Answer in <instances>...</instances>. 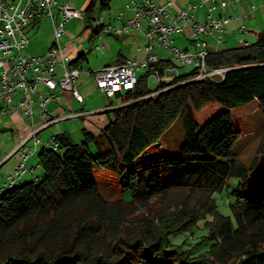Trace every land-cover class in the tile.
<instances>
[{"label":"trees","instance_id":"trees-1","mask_svg":"<svg viewBox=\"0 0 264 264\" xmlns=\"http://www.w3.org/2000/svg\"><path fill=\"white\" fill-rule=\"evenodd\" d=\"M110 3L89 0L88 22ZM250 42L211 52V67L229 68L221 79L187 81L192 68L152 90L148 65L134 90L114 96L122 105L99 133L83 128V144L64 132L56 146L40 145L41 174L0 187V264H264V137L250 163L233 152L232 111L257 100L264 116V31ZM71 64L80 67L78 56ZM168 64L178 68L170 58L157 68ZM178 119V155L149 159ZM96 168L117 175L132 199L105 200ZM185 188L208 197L174 203ZM224 193L231 215L219 209Z\"/></svg>","mask_w":264,"mask_h":264},{"label":"built area","instance_id":"built-area-1","mask_svg":"<svg viewBox=\"0 0 264 264\" xmlns=\"http://www.w3.org/2000/svg\"><path fill=\"white\" fill-rule=\"evenodd\" d=\"M242 1L231 0L233 3ZM179 3H183V7L175 10ZM228 3V0H163L159 3L153 0H133L115 15V19L122 21V25L104 24L102 17L95 19L94 26L98 28L99 40L95 46L97 51L103 53L106 49L103 31L123 35L131 29L143 34L144 50L147 51L144 59L129 58L122 63L94 70L92 74L98 88L108 98L134 90L139 70L148 65L155 66L147 77L148 87L151 76L155 78V88L165 80L176 78L179 75L176 66L168 64L162 70L157 68L163 60L155 53L156 44L169 50L171 60L194 69L187 81L223 78L229 68L211 67L208 64L209 55L216 50L209 47L204 36L213 35L216 43L222 44L233 17L229 13L217 16L215 11L220 7H227ZM202 7L208 10L205 22L198 21L196 16L197 10ZM47 17L51 18L53 24L52 44L44 54L25 56L23 51L30 43L29 31ZM81 17L83 15L80 10L61 0H0V111L3 115L26 114L32 118L36 98L42 108L41 119L44 126L86 114L82 112L60 117L47 109L50 103L58 102L65 92H70L78 102L84 101L76 83L83 71L89 69L72 65V59L59 45L60 37L66 33V23ZM245 27L242 25L240 31L244 32ZM187 32L185 39L191 42L192 47L181 48L175 45L176 37ZM239 41L243 46L251 44L245 38ZM41 86L46 88V92L41 91ZM156 93L153 91L151 95ZM39 133L40 129L32 127L26 140L19 146V162L9 174L4 188L13 186L29 172L27 162L40 145H57L53 137L43 142ZM31 140V145L27 144Z\"/></svg>","mask_w":264,"mask_h":264},{"label":"rangeland","instance_id":"rangeland-1","mask_svg":"<svg viewBox=\"0 0 264 264\" xmlns=\"http://www.w3.org/2000/svg\"><path fill=\"white\" fill-rule=\"evenodd\" d=\"M61 1H68L71 6L76 7L78 10L81 11L83 17L81 18H73L69 20L70 22L66 23L65 31L66 33L60 37V42L62 45H67L72 43L73 40L78 44L79 39H82L84 32H90L92 34V27L89 26L88 31L85 30V26L89 24L86 19V6L89 0H61ZM133 0H111L110 7L107 9H102L99 5L96 6L93 14L90 16L92 19H96L98 17H102L105 23L109 22L110 17H114L117 15L120 9L125 8V5ZM94 26V24H93ZM88 34V33H87ZM188 34V32L186 33ZM29 44L27 48L23 51V54L27 57H30L34 54H37L39 47L46 43V39L49 40V37L53 38V24L51 18L47 17L43 21L39 23V28L31 29L29 31ZM89 36L83 39L87 43L89 41ZM86 37V36H85ZM176 37L175 45L183 48L187 45V42L183 41L181 38ZM184 37V36H183ZM187 35L185 36V38ZM105 41L107 39L116 40L118 43L122 42L114 35L106 34L104 37ZM45 42L43 43V41ZM251 41L254 40L250 39ZM50 41V40H49ZM98 43V39H94L90 43L91 51L87 52V56L89 59V66L92 70H98L104 66V55L103 53H99L95 49L96 44ZM89 44V43H88ZM237 45V43H236ZM189 46L190 43H189ZM89 47V46H88ZM108 49L106 50V52ZM155 53L159 56L160 59H169L171 57L170 52L168 49H165L162 45H155ZM78 54L74 56L77 57ZM73 58V59H74ZM72 59V58H71ZM178 65L179 73H187L189 72L192 67L190 66H183L180 62H176ZM154 76H151L149 80V88L154 89L156 87ZM78 82V81H77ZM77 89L82 94L85 99V105H81L76 103L74 105V112L80 111L82 109L86 111H91L92 115L98 116L96 114L97 110H93L95 106H100L102 108H107L105 110H112L115 108L120 107L121 99L119 97H113L109 99L103 92H101L98 87L93 74L90 71H83L81 77L79 78V82L76 84ZM36 106V105H35ZM80 107V108H79ZM65 109H70V106H66ZM108 110V111H109ZM98 112H101L99 110ZM92 115H90L92 117ZM107 115V113H106ZM108 116V115H107ZM4 115L0 111V155L2 151H8L13 143V136L16 138L17 135H13V131L11 130H3L2 123H3ZM232 118L236 125L239 137L237 142L234 146V155L235 158L244 161L245 163H250L255 155L257 154V149L264 137V116L261 111L259 102L257 100L238 107L232 111ZM83 119L80 117L76 119L74 118H67L62 119L54 125L43 129L39 135L42 138L43 142L49 140L51 135H57L59 133H67L73 143L76 144H83L86 140L83 128H84ZM42 135V136H41ZM185 134L183 129V122L181 119H178L174 122L172 127L163 135L160 141V145L154 146L149 149L150 158L149 159H158L163 158L165 156H174L178 155L177 148H180L181 144L184 142ZM32 143V140L29 142ZM41 146L36 149V152ZM92 148V152L95 153V146L92 144L90 145ZM38 156L37 154L35 155ZM34 156V158H36ZM5 167L0 168V187H2L9 179L8 174H4ZM14 170V169H13ZM12 170V171H13ZM96 178L98 181L100 193L102 197L107 200L108 202L117 201L119 199L124 200H131L132 196L130 192L122 191V188L119 184L118 176L115 175L111 170L103 169V168H96ZM180 193L172 194V201L178 202L179 200L188 198L187 201L189 205L195 204L196 200H206L208 197V192L203 190H191L188 188L180 189ZM232 199L230 196L226 195L225 193L218 196V203L220 211L225 215H231L230 210L228 209L227 205L225 204ZM155 207H159L162 204L156 203ZM209 204V203H208Z\"/></svg>","mask_w":264,"mask_h":264},{"label":"crops","instance_id":"crops-1","mask_svg":"<svg viewBox=\"0 0 264 264\" xmlns=\"http://www.w3.org/2000/svg\"><path fill=\"white\" fill-rule=\"evenodd\" d=\"M153 1L156 3H159L163 0H153ZM228 1L229 3L227 7H220L215 11V14L217 16L223 13H229L233 17V19L230 21V23L227 26L228 32L225 34L222 44L218 45L213 35L204 36V39L207 41V43L209 44V47L212 50H222V49H230V48L238 47L241 45L239 41L241 38H245L246 40L251 41L250 39H253L255 37V33L264 31V0H243L242 2H239V3H233L231 2V0H228ZM65 2H68V1H65ZM181 7H183V3L177 4L175 10H178ZM207 14H208V10L206 7L199 8L196 13L198 21L205 22L207 18ZM94 20L95 19H92V21L90 22H88L87 20L89 24L85 26L86 31H88L89 26L92 27L91 36H89L90 32L88 31V32H84V35L82 39H79L78 44L75 42V40H73L72 43L67 44V45H62L61 42L59 44L63 48L64 53L68 55L70 58L73 59L74 56L78 54L77 55L78 64L80 65V67L88 68L91 73L94 70H92L89 66H87V63H89L87 52L91 51V48H90L91 41H93L94 39H98L97 38L98 32L95 31L96 28L93 27V24H95ZM103 22H104V19H103ZM109 23H118L119 25H122V21L115 19V16L110 17L108 23L104 22V24H109ZM242 25L246 26L245 27L246 30L244 32L240 31V28L242 27ZM38 28H39V25L36 27H33L32 29L38 30ZM106 34L114 35V37L120 40H123V41L119 43L116 40H110V39H107V41H105L106 49L103 52V55H104L103 62L105 63L104 66L122 63L129 58H135V59L141 60L147 56V51L144 50L145 49L144 48L145 38L143 34H140L136 30L131 29L127 34H123V35H117V34H112V33L103 31V37H105ZM186 35L187 34L180 35L178 38H181L183 41L187 42V45L183 48H187V47L191 48L192 46H189V43L191 45V42L185 39ZM88 36H89V41H88L89 44L85 41ZM84 38L85 40H83ZM49 40L46 39V43L44 44V46L42 45L41 47H39L37 54H34V55H40V54L46 53L50 45L52 44L53 38L49 37ZM44 42L45 40L43 41V43ZM139 48H142V50H138ZM107 49L108 51L106 52ZM99 53H102V52H99ZM82 55L83 57H81ZM162 60L166 61L168 59H162ZM40 89L42 92H46V88L44 86H41ZM85 102H86L85 99L83 102H78L71 96L70 92H65L62 94V97L58 102L50 103L47 109L50 112L57 114L60 117L66 116V115H72L74 113L86 112V114L80 115L77 118L80 117L81 119H83L84 128L94 133H99L100 130L104 128V126L107 124V121H108V116L106 115V110H105L107 108L95 106L93 110H97L96 114L98 116H94L92 115L91 111H86L84 109L74 112L75 111L74 105H76V103L85 105ZM35 105L36 106L34 108V114L32 118L27 116L26 114H21V115L8 114L6 116L4 115L2 129L11 130L13 131V135L15 134L17 135L16 138L13 136L14 144L12 145V147L8 151H2L0 155V168L5 167L7 169L4 172L5 176L9 172L11 173L12 170L15 168V166L18 164L19 146L23 143L24 140H26L31 128L36 127L40 129V132H41L43 129L54 125V123H52L48 126H44L43 121L41 119L42 108H40L38 105V98H36ZM66 106H70V109L68 110L65 109ZM99 110H101V112H98ZM90 115H92V117ZM71 118L76 119V117H71ZM53 136L54 135H51V137ZM29 142L30 141H28L27 144L31 145V143ZM36 154L37 153H35L27 162V166L29 167V172L26 173L22 177V180L31 179L41 174L42 170L38 163V156L37 157L35 156ZM34 156L36 158H34Z\"/></svg>","mask_w":264,"mask_h":264},{"label":"water","instance_id":"water-1","mask_svg":"<svg viewBox=\"0 0 264 264\" xmlns=\"http://www.w3.org/2000/svg\"><path fill=\"white\" fill-rule=\"evenodd\" d=\"M113 110V109H112ZM108 110H106V112H107ZM110 111V110H109Z\"/></svg>","mask_w":264,"mask_h":264}]
</instances>
